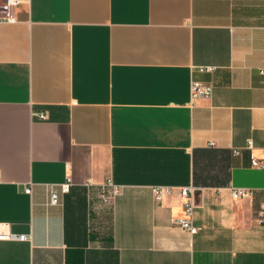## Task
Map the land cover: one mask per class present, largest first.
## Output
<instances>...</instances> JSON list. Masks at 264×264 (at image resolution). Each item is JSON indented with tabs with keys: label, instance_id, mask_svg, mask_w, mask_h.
<instances>
[{
	"label": "crops",
	"instance_id": "1",
	"mask_svg": "<svg viewBox=\"0 0 264 264\" xmlns=\"http://www.w3.org/2000/svg\"><path fill=\"white\" fill-rule=\"evenodd\" d=\"M254 158L264 0H19L0 21V224L29 235L0 264H264Z\"/></svg>",
	"mask_w": 264,
	"mask_h": 264
},
{
	"label": "built area",
	"instance_id": "2",
	"mask_svg": "<svg viewBox=\"0 0 264 264\" xmlns=\"http://www.w3.org/2000/svg\"><path fill=\"white\" fill-rule=\"evenodd\" d=\"M19 0H1L0 1V21L11 22L15 20V8L18 4ZM192 90V97H196L199 95L208 96L210 95V87L200 84L199 82H192L191 86ZM39 118H45V114L39 112L36 114ZM246 148H253L250 141L247 142ZM252 163L255 166H264V158L258 159L254 158ZM70 185V177L66 178V181L59 184V188L61 192H67L69 190ZM107 188H111V192H116L115 186L111 183L110 180H106L100 186V197L103 201H108L111 198L109 193H106L105 190ZM49 195H48V205H56L59 202L58 192L55 190L54 185H49ZM168 192L170 191L169 188H165ZM26 192H30V187H25ZM250 193V190L246 188H233L232 195L234 197H242L246 194ZM180 195L183 198V210H184V217L178 220H175L176 223L180 228L187 231L190 234L196 232L197 228L193 224V214L194 210L197 206L195 196H194V187L192 186H184L180 189ZM259 216L262 223H264V206L259 210ZM29 235L27 234H18L11 232L9 229H6L3 224H0V240H27Z\"/></svg>",
	"mask_w": 264,
	"mask_h": 264
},
{
	"label": "rangeland",
	"instance_id": "3",
	"mask_svg": "<svg viewBox=\"0 0 264 264\" xmlns=\"http://www.w3.org/2000/svg\"><path fill=\"white\" fill-rule=\"evenodd\" d=\"M1 1V0H0Z\"/></svg>",
	"mask_w": 264,
	"mask_h": 264
}]
</instances>
